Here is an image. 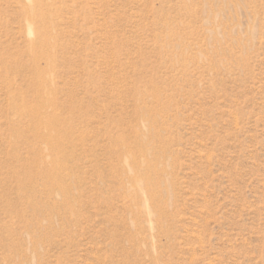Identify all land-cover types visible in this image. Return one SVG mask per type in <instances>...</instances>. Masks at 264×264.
Listing matches in <instances>:
<instances>
[{
  "label": "rangeland",
  "instance_id": "obj_1",
  "mask_svg": "<svg viewBox=\"0 0 264 264\" xmlns=\"http://www.w3.org/2000/svg\"><path fill=\"white\" fill-rule=\"evenodd\" d=\"M30 1L0 0V264H264V0Z\"/></svg>",
  "mask_w": 264,
  "mask_h": 264
},
{
  "label": "bare ground",
  "instance_id": "obj_2",
  "mask_svg": "<svg viewBox=\"0 0 264 264\" xmlns=\"http://www.w3.org/2000/svg\"><path fill=\"white\" fill-rule=\"evenodd\" d=\"M28 11H29V15L32 17L34 14H35V8H34V6H33V2H32V0L29 2V4H28ZM34 17V16H33ZM44 22V21H43ZM30 28L29 29H31V26H29ZM31 31V30H30ZM30 31H29V33H30ZM31 35H32V33H31ZM39 37H40V33H39ZM31 39V38H30ZM40 40L39 41H43L44 39H43V36H41L40 38H39ZM34 43V45H35V42H33V41H31V45ZM33 46V45H32ZM50 134V133H49ZM51 135V134H50ZM52 177V176H51ZM55 178V177H54Z\"/></svg>",
  "mask_w": 264,
  "mask_h": 264
}]
</instances>
